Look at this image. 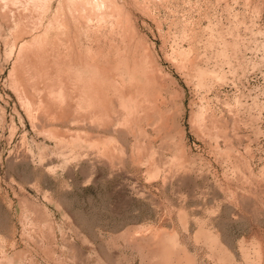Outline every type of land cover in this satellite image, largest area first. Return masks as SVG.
<instances>
[{"label": "rangeland", "instance_id": "374dc122", "mask_svg": "<svg viewBox=\"0 0 264 264\" xmlns=\"http://www.w3.org/2000/svg\"><path fill=\"white\" fill-rule=\"evenodd\" d=\"M118 1L117 48L82 27L73 50L125 54L136 100L108 105L109 130L84 62L75 118L32 108L15 72L32 34L0 0V264H264V0Z\"/></svg>", "mask_w": 264, "mask_h": 264}, {"label": "bare ground", "instance_id": "6f19581e", "mask_svg": "<svg viewBox=\"0 0 264 264\" xmlns=\"http://www.w3.org/2000/svg\"><path fill=\"white\" fill-rule=\"evenodd\" d=\"M55 1L56 0H10L12 6L13 4L20 6V10L18 11L19 13L16 11L19 14V27L17 30L19 31V28H21V35L24 33L32 34L31 40L25 42L20 47L17 62L15 64V72L20 79L19 81H21L23 94L31 102L32 108L42 116H45V118L47 117L48 119H52V123L56 120L62 119H64L65 122H68V119L66 118L69 117L70 114V117H73L72 106H74L70 105L71 103L69 101L70 96L68 90L72 88L73 85L77 87V85H75L76 81L73 80V71L70 70V68H77L76 61L78 64L80 62H84L88 65L86 68H96V72L98 74V79L90 76L91 82H89L90 87L93 90V96L100 100L103 105V110L100 108V110L96 111V114L94 115L97 116L102 114L101 118L105 119L102 128L108 127L109 129L111 123L106 121L108 119L106 111H108V114L113 112L109 111L108 105L116 100L115 102L117 105L115 106L121 108L126 95L130 101L134 102L136 100L134 95L135 92H133L134 88L132 87L133 89L128 90L124 80H122L124 78L122 68H125L126 66V58L124 57L125 54H121L123 56H120L119 58L114 56V53L110 54L111 52H105L104 50L106 47L105 49H102L99 46L100 49L97 51V54H100V56L104 59L102 62L96 59L97 57L94 53L91 54L90 59L82 58L81 53L78 54V57L76 58L75 53L77 50H75V53H73V50L78 46V43H76L75 39L77 40L78 38L77 31L82 27L87 30L92 29L96 31L97 35H99L98 33L101 31H108V36H110L109 44L113 52L117 48L114 44L115 39L113 36H116L117 31L129 29L131 18L127 13H125L123 5L118 0H57L54 9H52ZM49 13L50 16L48 17ZM129 33L127 32L128 35ZM94 44H96V42ZM76 49H78V47ZM111 55H113V58ZM157 83V78L154 75H150V86ZM159 85L157 86L161 89ZM155 86L156 85H154V87ZM77 88L80 89L79 87ZM158 92L161 91L159 90ZM158 92H156V94H159ZM153 95L154 94L152 93L151 96ZM151 101L153 100L151 99ZM81 117L84 119L83 117L85 116ZM45 118H43L44 122ZM48 119H46V121ZM61 122H63V120ZM88 127L90 126L88 125ZM94 128L95 127L91 129L95 130L96 128ZM102 128L99 129L101 130ZM102 130L108 131L107 128ZM53 132H57V135L58 133L62 135L69 133L68 131L65 133L57 127L54 128ZM122 132L123 131L120 129V134H122ZM124 132L126 133V131ZM88 133L90 134V131ZM73 134L75 133H72V135ZM68 135L69 134H67V136ZM60 136L61 135H59V137ZM96 140H98V137Z\"/></svg>", "mask_w": 264, "mask_h": 264}]
</instances>
